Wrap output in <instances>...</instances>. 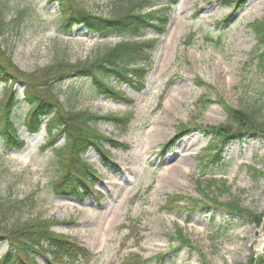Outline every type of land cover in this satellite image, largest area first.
<instances>
[{"label":"rangeland","instance_id":"1","mask_svg":"<svg viewBox=\"0 0 264 264\" xmlns=\"http://www.w3.org/2000/svg\"><path fill=\"white\" fill-rule=\"evenodd\" d=\"M75 1L104 17L118 16L137 3ZM0 5L7 12L1 48L23 74L13 80L10 90L14 92L12 119L25 146L9 152L0 138V203L7 204L10 223L53 219L55 232L91 252L88 259L74 264H125L131 254L147 264L154 263L158 254H163L160 264H202L198 251L211 264H241L256 257L248 231L264 222V137L237 136L215 162L202 156L212 140V134L202 130L183 133L166 149L162 145L176 136L179 124L226 123L228 115L217 97L234 108L254 110L264 121V62L251 58L262 51L257 50L260 44L251 24L264 17V0H178L153 52L143 89L116 76H102L104 83L123 91L131 101L98 94L92 77L66 74L56 79L58 67L51 66L92 61L119 42L155 38L154 30L145 29L137 36L99 37L82 25L64 28L61 7L51 0H0ZM20 10L24 12L16 20ZM28 86L41 93L50 88L64 103L69 97L77 110L130 114L127 125L112 120L96 124L99 132L120 144L109 150L108 142H101L109 150L110 161L94 148L83 155L97 171L94 187L100 194L78 202L53 192L51 183L64 170V161L54 156L53 149L64 144V137L58 136L47 147L45 125L28 133L25 119L30 105L24 99ZM5 92L0 82V103L6 101ZM204 96L210 103L201 106L198 101ZM209 179L218 180L211 196L220 202L238 200L259 221L213 206L199 192L198 181L205 185ZM171 195L207 206L194 208L180 201L183 208H171L167 205ZM177 229L198 250L180 244ZM7 249V241L0 242V258ZM35 259L48 264L41 255Z\"/></svg>","mask_w":264,"mask_h":264},{"label":"trees","instance_id":"2","mask_svg":"<svg viewBox=\"0 0 264 264\" xmlns=\"http://www.w3.org/2000/svg\"><path fill=\"white\" fill-rule=\"evenodd\" d=\"M53 1H57L61 7V21L64 28H71L73 24L83 25L89 32L97 33L100 37L110 34L135 36L148 28H152L161 34L168 22L167 15L170 5L176 2V0H168L169 3L159 9L144 11V8L151 7L155 1L136 0L137 3L131 5L120 15L104 17L80 6L75 0ZM159 1L162 4L165 0ZM23 12L24 10H20L17 13L16 20L21 18ZM6 15V7L0 5V39L4 36V30L7 27ZM251 28L260 44V48L257 50H262L259 54H253L251 58H258L264 62V17L260 21L252 23ZM156 43L157 39L122 41L110 47L92 61L66 62L65 66L60 62L52 65L51 68L58 67L54 77L56 79L63 78L66 74L92 77L98 83V94L131 101L123 92L104 83L102 76L112 75L127 82H137L141 85L139 88H143L142 83L152 64L151 53L155 49ZM1 46L0 41V82L4 84L6 90L4 95L6 101L0 103V138L6 151H17L24 147L25 142L19 136L18 129L12 119L14 92L10 89L14 87L15 81L13 80L22 78L23 74L11 62V56H8ZM199 82L203 83L202 80H199ZM209 89L213 91L211 87ZM51 91L50 88H45L42 89L41 93L29 86L24 88V99L30 105L27 119H25V126L30 134H34L44 124L48 136L45 145L47 147L52 146L58 136L64 137V144L58 149H53L54 156L58 160L64 161V170L51 183V186L53 192L57 195L82 200L94 193L93 183L96 178H99L97 171L87 163L83 158V154L90 148H95L105 159H110L109 150L101 142L107 141L110 148L119 146V143L115 140L96 129L97 122L100 120H113L127 125L130 114L125 113L121 116L115 113L100 115L77 110L71 98L68 97L64 103L58 97H54ZM217 98V102L221 104L228 115L226 123L217 126L179 124L176 127L178 137L191 130H202L212 134V140L206 147L209 152L205 155L207 162H215L219 158L222 148L239 135L257 133L264 137V121H260L254 110L237 109L227 104L221 97ZM198 103L201 106H206L210 103V99L204 96ZM47 117L48 119L45 120ZM175 139L172 140L173 143ZM211 151H214V153H211ZM225 182L221 183L222 187H225ZM217 183L218 180L216 179L206 180L205 185L198 181L200 194L217 208L224 209L229 213L240 214L253 222L259 221L258 216L243 208L238 200L220 202L217 197L211 196L214 191L211 189L217 186ZM180 201H188L194 205V208L200 205L207 206L206 203L183 195L169 196L167 205L172 206L171 208H183L178 204ZM7 211V204L0 203V242L6 240L8 245L7 251L0 258V264H38L35 259L36 255L44 256L48 264H58V262L74 263L80 259H88L91 256V252L85 247L71 240L68 236L55 232L52 229V225L55 223L53 219L10 223L7 218ZM175 233L180 244L198 250L192 241L185 236L182 229H177ZM47 253H50L51 257L46 256ZM198 253L202 264H211L204 259L200 251ZM162 258L163 254H158L154 258L156 261L149 264H160ZM125 264L147 263L137 254H131L126 258ZM241 264H264V256L250 257L246 263Z\"/></svg>","mask_w":264,"mask_h":264},{"label":"bare ground","instance_id":"3","mask_svg":"<svg viewBox=\"0 0 264 264\" xmlns=\"http://www.w3.org/2000/svg\"><path fill=\"white\" fill-rule=\"evenodd\" d=\"M248 234L251 237L250 246L254 248L255 255L264 256V222L260 227L256 228L254 231L249 230Z\"/></svg>","mask_w":264,"mask_h":264}]
</instances>
